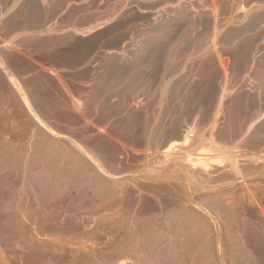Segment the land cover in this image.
Instances as JSON below:
<instances>
[{
  "label": "rangeland",
  "instance_id": "rangeland-1",
  "mask_svg": "<svg viewBox=\"0 0 264 264\" xmlns=\"http://www.w3.org/2000/svg\"><path fill=\"white\" fill-rule=\"evenodd\" d=\"M3 42L9 73L59 76L21 82L39 118L0 79V139L28 156L0 161V264H264L263 235H245L264 224V0H0ZM247 97L260 105L254 121L236 116ZM40 118L75 125L53 134ZM194 126L245 174L210 191L153 190L143 163ZM77 141L107 169L119 154L137 173H103Z\"/></svg>",
  "mask_w": 264,
  "mask_h": 264
},
{
  "label": "bare ground",
  "instance_id": "bare-ground-1",
  "mask_svg": "<svg viewBox=\"0 0 264 264\" xmlns=\"http://www.w3.org/2000/svg\"><path fill=\"white\" fill-rule=\"evenodd\" d=\"M50 30H52V29H50ZM9 31H11V29ZM33 36H32V38H33ZM8 47H10V46H8ZM2 63H3V61H2ZM14 78L15 77L13 76L12 80L15 82L16 86L20 87V85L16 81L17 79H14ZM23 92L24 91H22V93ZM224 92H225V89H223V93ZM45 95H47V94H45ZM23 96L25 99V100H23V101H25L24 103L27 102V104H28L30 102V100H29L30 98L27 99V97H26L27 95L25 96L22 94V97ZM223 96L224 95L222 94L219 101H218V105H217V109H216V113H215V119L217 118L219 109L223 103V100H222ZM253 97H255V96H253ZM44 98H47V97L45 96ZM252 98L248 99V97H247L248 100L246 101V108H243V109L238 108L236 116L241 117L243 119H248V118L251 119L252 118V120L253 119L255 120V116H254L255 112H253V111H254L256 106H258V108H260V105L256 104V101ZM30 104H31V102H30ZM31 107H32V104H31ZM28 108H29V106H28ZM30 110H32V108ZM162 114H163V111H162ZM34 115H36V113ZM204 116L206 117L205 114H204ZM37 118H39V116H37ZM261 118H264V111L260 114V119ZM252 120H250V122ZM43 123H45V122H43ZM43 123H41V124H43ZM156 126H158V125H156ZM251 127H252V124L250 125L249 129ZM48 128L49 127H47V129ZM196 129H197V126L189 127L186 130V132L184 133V135L182 136L183 137L182 139H180V140L179 139H173L172 141L168 142L166 147L164 149H162L160 152V154H162L164 156L163 161H162L163 158L161 159L160 157L159 158L161 160L160 161L158 160V162L152 161V159L148 160L146 162L144 161L145 164L143 163L144 167L142 169L147 173L146 175H144V180L151 182L150 184H151V187L153 190H161L166 186V184L168 186H173L174 184H177V182L180 183V181H183V183H185V186H187L191 190L210 191L214 187V185L217 184V183L213 184L212 183L213 181H219L220 180V181H223L222 183L228 184V183H234L238 177H243V175L245 174L246 171H244V170L242 171L240 169V167H236L238 165L236 163H238V162H236L233 159V157H229V155H227L225 153V151L213 140L212 136H207L208 138L206 137V139H208L206 141H208L211 144L210 148L207 147L208 149L206 150V147H202V145L205 144L204 143V141H205L204 137L205 136L204 137L202 136L204 134V133L202 134V132H201L202 135H199L197 133L198 129L197 130ZM48 130L53 134L58 133L54 128H51V127ZM178 134H179V131L174 130L171 135L172 136H178ZM235 134H237V133H235ZM233 135H234V133H233ZM154 138L155 137H153V141H155ZM150 140H151V138H150ZM151 142H148V145H150ZM77 143L79 144L80 142L77 141ZM207 146H209V145H207ZM79 148L84 149L87 156L90 157L93 160V162H95L97 164L98 168L101 171H103V173L105 172L106 174H110L109 172H114V174H115V172L121 171V169L129 170L128 172L131 175H135L137 173V172H135L138 169L137 164L134 165V164L127 163V162L124 163L125 160L121 159V157H123V156H120V158H118L119 154H118V157L117 156L110 157V163H109L110 167H109V169H107L105 167L106 166L105 164L109 161H107L106 157L105 158H106L107 162L105 161V164L103 165L98 161L97 157H94L98 153L95 152L96 155L95 154L93 155L92 154L93 151L92 152L87 151L85 149V147H83L82 145H80ZM88 149H91V148H88ZM156 153H157V151H156ZM154 155L156 156L158 154H154ZM162 155H158V156H162ZM207 155H214V156L208 157ZM100 158H103V157H100ZM101 160H105V159H101ZM215 166H218V167H227L228 166V167H230L231 173L230 172L229 173H223V174H221V176L220 175L218 176L213 172L215 170ZM233 169H235V170H233ZM247 170H248V172L251 171L252 167L248 168ZM255 171L261 172V171H264V168H257ZM112 175H113V173H112ZM137 175H139V174H137ZM171 181H174V182H171ZM182 185H184V184H182ZM255 212L248 211L246 213V215L248 216L249 219H247V220H252L253 218L258 219V216H257L258 213L256 212L257 213V215H256ZM117 214H118V212H116V211L113 212V215L111 218L116 219ZM250 225H251V223H250ZM259 225L261 226V227L259 226L260 229H257L256 227L253 228L250 226V228H252V229H249V230L246 229L247 231L245 232V235H249V236L256 235L257 236V235L262 234L264 237V224L261 221H259ZM255 226H258V224H256ZM247 227H249V225ZM256 236H254V237H256ZM258 246L260 248V253H261L262 258L264 260V240L260 241L258 243Z\"/></svg>",
  "mask_w": 264,
  "mask_h": 264
},
{
  "label": "crops",
  "instance_id": "crops-1",
  "mask_svg": "<svg viewBox=\"0 0 264 264\" xmlns=\"http://www.w3.org/2000/svg\"><path fill=\"white\" fill-rule=\"evenodd\" d=\"M53 32H55V31H52L50 29L47 31V33H49V34L53 33ZM7 50H11L8 47V44H6L4 42L0 43V52L1 51H7ZM10 64L13 65L14 63L9 61V65ZM0 67H1V63H0ZM1 68H2V71L0 73V79L6 78V80H8L9 82L12 83V77L14 76L15 77L14 79H17L16 81L20 85V87H18V86H16V84L12 83V85L10 86L14 92L15 100L17 101V110L23 114H26L28 112L30 115L32 114L34 116V113H36V115H38L39 117L40 116L43 117V111L44 110L42 107V102L38 101L36 98L32 99L31 96H35V95L33 93H31L29 91V89L23 88V87H22L23 90L20 89L21 88V82L28 81V80H32V82H38L42 78H49V79L57 80L59 74L56 71H52L51 69H47L46 67L39 68L38 70H34V71H23L19 74H11V72L9 73L6 69H4L3 66ZM20 90H22L24 92L22 93V91L20 92ZM33 90H35V89H33ZM21 93L25 96L27 95L26 96L27 99L30 98L29 100L32 103V107H33L32 110L34 113L30 109H28L26 103H24L25 101H23V100H25V99H24V96L22 97ZM63 94L65 95V97L68 99V102H69V108H67L65 111L66 114L70 113L71 115H73L75 112L81 111V108L76 105L73 98L70 97L68 91L63 93ZM85 111H86V108L83 107L82 112L84 113ZM40 119H42V121L45 122L44 125L51 127V128L73 127L75 125L74 123H68V122L63 123L60 121L49 120V119L47 120V119H43V118H40ZM34 120L36 121L37 119L35 118V119H33V121ZM87 120H89V119H87ZM39 124L43 125L41 123H39ZM17 144L18 143L16 141H10L8 139L1 138L0 139V161H6V160H10V159L27 158L28 157L27 155H22V154H25L24 151H16ZM20 144L25 146L28 143L25 141V142H21ZM26 154H27V152H26ZM6 200H7V197L0 198V210H4V209L7 211L10 210V205L7 202L8 200L7 201ZM9 222H10V220H9L8 215H5V216L1 215L0 216V223L9 224Z\"/></svg>",
  "mask_w": 264,
  "mask_h": 264
}]
</instances>
